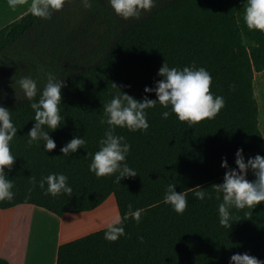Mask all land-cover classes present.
Listing matches in <instances>:
<instances>
[{
  "label": "trees",
  "instance_id": "trees-1",
  "mask_svg": "<svg viewBox=\"0 0 264 264\" xmlns=\"http://www.w3.org/2000/svg\"><path fill=\"white\" fill-rule=\"evenodd\" d=\"M243 10L244 0H155L147 15L131 22L115 14L108 0H92L90 8L81 0H65L50 19L29 11L0 29V105L11 111L18 128L10 141L16 158L6 169L14 197L0 201V209L30 204L63 216L92 211L114 195L121 216L129 203L143 210L139 223L131 217L124 222L126 235L116 241L104 238V227L62 243L56 264H228L233 253L243 252L261 259L264 201L252 209L232 208L233 223L226 228L219 224L222 200L211 187L223 181L222 158L236 167L237 148H243L245 159L264 156L254 84L255 74L264 71V33L247 28ZM164 62L204 67L212 76L210 91L223 96L224 107L192 125L174 113L162 118L170 108L158 103L146 109V131L115 129L131 146L126 161L137 175L120 183L115 174L96 177L89 171V154L98 150L107 128L99 123L103 104L120 91L113 83L134 98L155 99L144 88L161 79L157 71ZM48 72L64 81L59 105L64 123L49 133L56 148L45 152L42 141L26 142L34 111L25 98L13 99V87L20 91L13 82L31 75L42 86ZM76 135L86 145L64 156L61 146ZM49 173L67 175L72 193L46 195L47 184L41 189L38 182ZM169 183L188 193L182 214L163 202ZM197 185L212 198L195 199L190 188ZM0 264L11 263L0 257Z\"/></svg>",
  "mask_w": 264,
  "mask_h": 264
},
{
  "label": "clouds",
  "instance_id": "clouds-1",
  "mask_svg": "<svg viewBox=\"0 0 264 264\" xmlns=\"http://www.w3.org/2000/svg\"><path fill=\"white\" fill-rule=\"evenodd\" d=\"M9 2L14 5L16 0ZM64 3L65 0H32L30 12L33 16L47 20L54 11L61 10ZM81 3L85 8H90L92 0H81ZM108 3L118 16L124 19H138L142 13L154 7L155 0H108ZM243 22L249 30L264 33V0H244ZM157 75L161 79L155 80L153 86L146 85L144 88L145 93L154 92L155 99H149L147 95L140 99L134 98L113 83L120 91L103 104V116L99 123L101 126L106 124L107 128L98 141V150L89 154L91 155L89 171L96 177L115 174L114 182L120 183L122 178L137 175L126 161L131 146L124 136L115 134V129L120 127L127 128L130 132L146 131L149 126L146 109L154 108L158 103L165 109L170 108V111L161 113L162 118L167 119L174 113L178 120L192 125L204 119L214 118L224 107L223 96L214 95L210 91L212 76L204 67H197L193 63L178 68L170 67L164 62L159 67ZM45 77L46 82L42 86L38 79L31 75H23L13 83L18 85L20 92L34 111L32 119L34 124L27 132V144L42 141L43 150L49 152L56 148V142L49 133L64 123V116L59 108L64 81L51 72L46 73ZM13 88L16 95V88ZM38 94L39 98L36 99ZM17 130L11 120V111L0 105V201H11L14 197L13 181L9 179L6 169L11 170L16 158L10 151V141L17 135ZM85 145L86 140L76 135L61 146L60 152L64 156H69ZM234 157L236 167H230L226 158L221 159L220 166L225 169L223 181L211 185L215 198L222 200L218 204V217L219 224L226 228H231L233 223H230L232 208L252 209L264 201V156L257 153L245 159L243 148H237ZM249 173L254 177L253 179H248ZM30 182L33 185L37 183L35 177H31ZM38 184L41 189L47 184L45 194L53 197L62 193H72L68 176L64 173H49L42 177ZM175 187L176 184L172 183L166 186L163 202L170 205L177 214H182L188 205V193L183 190L177 192ZM190 189L197 200L212 198L213 193L205 191L204 187L197 185ZM127 209L123 216L117 212L106 224L104 230L106 240L116 241L121 236H125L124 222L129 217L136 223L140 222L143 210H133L130 203ZM228 264H264V261L243 252L233 253L229 257Z\"/></svg>",
  "mask_w": 264,
  "mask_h": 264
},
{
  "label": "crops",
  "instance_id": "crops-1",
  "mask_svg": "<svg viewBox=\"0 0 264 264\" xmlns=\"http://www.w3.org/2000/svg\"><path fill=\"white\" fill-rule=\"evenodd\" d=\"M31 3L16 0L13 5L0 0V29L29 12ZM101 207L63 216L30 204L0 209V257L11 264H56L59 246L81 237L79 230L85 222L105 215ZM104 227L99 225L93 231Z\"/></svg>",
  "mask_w": 264,
  "mask_h": 264
},
{
  "label": "rangeland",
  "instance_id": "rangeland-1",
  "mask_svg": "<svg viewBox=\"0 0 264 264\" xmlns=\"http://www.w3.org/2000/svg\"><path fill=\"white\" fill-rule=\"evenodd\" d=\"M150 11L142 13L140 18H142L145 15H147ZM140 18H138V19H140ZM136 20H137V18H132L131 22H134ZM131 22L128 21V23H131ZM107 49L105 51H107ZM254 84H255V92H256V95H257V98H258V101H259V109H260L259 122H260V128H261V131L263 133V138H264V71L257 72L255 74ZM3 96L7 97L8 95L7 94L6 95L3 94ZM22 98H24V96H23V93L20 92V91L17 92L16 95L15 94L13 95V99H15V100H20ZM2 102L4 103L5 100H2ZM101 206L102 207H101L100 211L101 212L103 211L105 215L100 216L98 218H95V220H92V221L89 220V222H85L86 224L81 226L80 230H79L81 236L91 233L95 229V227H97L99 225H105L106 226V224L108 222H110L112 217L117 212L119 213V210H118V207H117V203H116V199H115L114 195H111L110 197H108V199ZM97 215H98V212H97Z\"/></svg>",
  "mask_w": 264,
  "mask_h": 264
},
{
  "label": "water",
  "instance_id": "water-1",
  "mask_svg": "<svg viewBox=\"0 0 264 264\" xmlns=\"http://www.w3.org/2000/svg\"><path fill=\"white\" fill-rule=\"evenodd\" d=\"M260 260H261V261H264V253H263V255H262V257H261Z\"/></svg>",
  "mask_w": 264,
  "mask_h": 264
}]
</instances>
